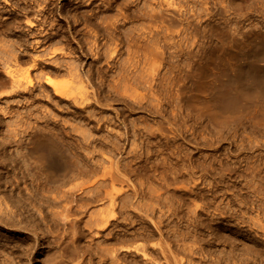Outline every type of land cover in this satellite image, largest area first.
Here are the masks:
<instances>
[{
  "label": "rangeland",
  "instance_id": "1",
  "mask_svg": "<svg viewBox=\"0 0 264 264\" xmlns=\"http://www.w3.org/2000/svg\"><path fill=\"white\" fill-rule=\"evenodd\" d=\"M9 1L10 3L7 5L3 0H0L2 7L6 6V10L0 9V16L7 14L22 25L2 33L0 57L6 59L7 62L10 61L8 56L11 50L14 49L12 45L18 41V37L30 38L33 41L34 36L32 33L41 28L40 26L35 27L32 31L25 24L26 17L34 19L33 13L36 8L31 6L39 2L43 4L51 3L50 7L54 8V12L48 17L51 25L47 29L51 31L52 37L55 38L53 41L47 40L38 51L41 52L47 47L52 51L54 48L59 49L55 55H52L53 58L77 63L80 61L78 64L81 63L83 69L87 72L90 70L89 83H85L87 87L80 86V83L76 84L78 82H75V84L70 85L72 87L67 88L71 93L70 97L63 98L54 95L55 99L38 100L33 104L34 106L20 103L19 98L6 97L9 94L8 87H0V98L2 97L0 99V110L5 107L8 112L0 111V144L8 143V152L0 151V172L5 170L4 172L11 171L13 173L7 176L8 179H3L4 181L6 179L5 184L7 187H4L5 185L1 186L0 190L2 192L0 191V193L2 196L1 194L0 196L5 197L8 194L15 195V197L19 196L18 199H26H23L24 202L19 205H24L36 211L39 220L42 219L39 214L40 210L48 213L53 211L62 213L60 218L49 219L48 217V223L43 219L41 220L44 224L38 230L41 242L38 249H43L35 255L32 264H101L97 254L85 252V248L90 249L85 241L81 243V246L75 242V230L78 229L79 225L81 228L85 227L83 229H88L84 223L90 220L91 213L113 207V204L110 203V196H108L111 190L116 196L118 194L117 199L119 201L116 200L114 207H121L122 205L123 208L126 206L127 210H136L137 208L140 209L138 205H141V209L150 211L162 227L165 228L166 225L167 229H165L169 233H173H168L166 241L168 240L167 242L170 244L172 242V250H175L174 253L179 252L177 257L181 258L182 256L185 262L188 261L186 264H192L193 262L194 264H214L216 259L215 264H218L219 261L221 264H264V135L254 132L255 127H264V121L255 118L258 112L250 109L246 100L242 101V107H244L242 111L225 120L221 125H216L204 116L198 118V111L189 103L190 94L193 91L196 92L195 78L185 80L188 91L184 99L178 100L176 98V84L179 80H184L185 72L193 71L195 74H200L196 62L192 61L187 54V49L191 46L188 40L190 36H187L185 41V35L179 32L175 33L171 40L170 43H181L183 50L177 47H165L164 42L151 46L148 41L150 38L147 35L149 28H152V24L141 15L146 5L145 0H139L133 5L132 9L141 11V13L139 12L140 17L128 20L122 27V32L126 38L140 39L139 41L142 38L145 39L144 43H139V45H142L140 48L135 46L136 51H138L136 58L138 67H130L128 61L130 56L127 47H124L122 56L117 59L118 65L110 71L109 75H105L106 70H108L106 68L108 64L107 47L105 48L103 45L102 48V45L100 46V55L97 49L94 50L97 55L94 52L91 53L90 50L97 38L100 39L101 43L105 42L103 41L105 36H101V34H99L100 37L96 36V33H100L97 32L99 31L98 27L86 22L85 19L86 16L91 15L93 10H96L98 12L97 23L110 24L117 22L121 12L118 7L112 10L96 8L101 0L93 4L76 3L78 0ZM126 1L119 0L120 3ZM198 1L189 0L187 5L195 8V10H200L204 5H198ZM218 1L234 7L230 17L233 25L232 27L230 23L221 25L222 29L228 31L221 37L212 34L206 55L216 47L227 46L233 37L245 38L244 31L250 29V0ZM68 3L70 6H65L66 9L62 13L57 10L58 6L67 5ZM207 3V6L211 7L212 1L208 0ZM255 5L259 7L261 4L256 1ZM26 6H28L27 9ZM235 23H238L239 26H235ZM197 39L202 41L200 37ZM80 46L85 49H80ZM62 49L63 51H61ZM76 55L78 56L76 57ZM147 55L155 58L153 69L156 74L154 81L156 87L153 90H150L148 83H146L147 75L151 71L149 70L150 60L146 59ZM206 60L207 57L204 58L203 63ZM29 65L23 67L26 68ZM3 75H5L4 68L0 64V82ZM122 77L124 84L120 81ZM58 79L63 81L66 80V77L61 76ZM82 95L89 96L83 103H81ZM111 95L113 97L109 99L108 97ZM115 96L116 100L113 99ZM23 122H27V124ZM23 124L24 126H22ZM29 124L43 128L48 137L64 151L66 159L68 158L70 169L68 172L63 173L56 182L47 181L49 179L46 178V174L38 169L34 171L36 175L33 173L27 177H24L19 171H17V174L13 172L12 167L18 165L16 161L22 162L26 159L23 156L25 151L22 146L27 145L26 143L30 141H27L28 133H26L30 131V129H27ZM6 138H10V140L6 142ZM30 160L33 161L34 158ZM18 167L17 170H21L22 164L20 163ZM83 169L87 173L81 171ZM39 174L41 176H38ZM113 174H117V178ZM7 181L9 182L7 183ZM43 182L48 183L45 191L49 193L43 191L38 196L37 194L40 193L35 187L40 183L43 184ZM63 183L67 187H64L66 191L58 192L54 190L57 195H53L55 193L52 186L62 185ZM116 183L117 185H115ZM185 185H187V188H185ZM108 188H111V190ZM47 196L49 199L54 197L52 198L54 201L49 200ZM32 197L35 199H30ZM57 197L58 199H55ZM74 199L76 200L74 201ZM6 201H8V204H12V201L9 203V199ZM46 201L47 203H45ZM54 202H57V206ZM69 203L72 205L71 207ZM85 204L86 207H84ZM11 206L16 207L14 204ZM66 208L72 209L69 218H66L67 220L62 219L65 214H68L65 211ZM83 210H87V213H83ZM219 210H222L223 215ZM190 212L195 214L193 215ZM216 213H219V215ZM156 215L157 217H155ZM232 217L234 218L231 220ZM81 218L83 220H80ZM136 219L134 218L138 222L139 219ZM124 220V218L120 219L122 222L128 221ZM68 221L70 224H68ZM75 223L79 225H74ZM178 226L180 228L184 227L185 232L186 230L189 231L188 234ZM111 227L98 234L97 239L102 240L104 237H109L108 233L111 229H115L114 231L119 229L114 225ZM173 227L176 229L174 230ZM42 231L44 232L42 233ZM180 231L184 233L182 234ZM192 231L197 236L194 237ZM8 232L9 230L3 229L4 234ZM226 232H229V239L225 236L227 235ZM45 233H47L48 239L43 240V237H47ZM231 234L237 241L233 239ZM198 235L199 239L201 238L200 240L197 238ZM184 237H187V240ZM177 240L178 244L176 243ZM194 240H197L198 245ZM140 241L144 242V240ZM156 241L159 242L160 240ZM179 241H181V244ZM227 241L234 247L232 245L230 247ZM193 243L196 247L193 246ZM179 244L181 246L184 244V246L177 247ZM209 244L214 246L210 247ZM13 245L7 249H0V254L6 257L7 262L5 264L17 260L16 258L13 259ZM183 247L185 249L182 252L179 251ZM193 248H196V251H193ZM209 248L214 249V251L218 249V251L212 253ZM228 249L233 254L231 251V254L228 253ZM185 250L186 252H184ZM221 250L228 254L222 253ZM204 251L207 253H204ZM195 252L197 254H194ZM176 253L175 255H177ZM216 256H221L223 259ZM229 258L232 259L231 262L227 260Z\"/></svg>",
  "mask_w": 264,
  "mask_h": 264
},
{
  "label": "bare ground",
  "instance_id": "2",
  "mask_svg": "<svg viewBox=\"0 0 264 264\" xmlns=\"http://www.w3.org/2000/svg\"><path fill=\"white\" fill-rule=\"evenodd\" d=\"M3 1L7 5L10 3L9 0H3ZM96 1H98V0H78L76 3L93 4ZM137 1H139V0H127L125 3L124 2L120 3L119 0H101V3H99V5H97L96 8L112 10V9H115L116 7H118L121 10L120 18L117 22H112L110 24L97 23L98 12H96V10H93L91 15L86 16V19H85L86 22L96 25V27H98V29H99V31H97V32H100V33H96L95 35L99 36V37H100L99 34H101V36L102 35L105 36V40H103L105 42L101 43L100 39L97 38L95 40V42H93V46H91V48H90L91 53L97 49L98 50L97 52L100 55V50H101L100 46L102 45V48H103V45L105 46V48L107 47L108 56L107 55H105V56L108 57L107 58L108 64L106 63L107 64L106 68L108 70H106L105 75H109L110 71L113 70V68H115L118 65L117 59H118V57L122 56V49H124V47H127V52H128V55L130 56V58L128 60L130 63V67L131 66H133L134 68L138 67V60L136 59L137 55H138V51H136L135 46H137V47L139 46V48H140L142 45H139V43L140 42L142 43L143 41H145V39L142 38V40L139 41L140 39L137 40V39L126 38L122 32V27L124 26V24L128 20L133 19L135 17H140L139 12L141 13V11H137V10L132 9L133 5ZM211 1H212V5L210 7V6H207L208 0H199L197 2V4L202 5V6L204 5V6L202 9L200 8V10H195V8H192L191 6L187 5L189 0H187V1L186 0L185 1L184 0H145L144 3L146 5V8L144 10H142L141 15L144 16L152 24V28H149V32L147 35V37L150 38V39H148V41L150 42L151 46L164 42L165 47H177L180 50H183V48H182L183 45L181 43H178V42L170 43V42L173 39L175 33L180 32L181 34H184L185 35V41L187 40V36H190V38H188V40H189L191 46L187 49V54L190 56L192 61L196 62V65L198 66V69L200 70V74H195V73H193V71H186L184 74V80H179L178 83L176 84V98L178 100L184 99L185 94L188 91L187 86L185 84V80L195 78L194 82L196 85V87H195L196 92L194 93V91H193L190 94L191 96L189 98V103L198 111L197 112L198 118H201L202 116H204L207 120L215 123L216 125H221L225 120H228V119L234 117L240 111H242V108H244V107H242V101L246 100L248 102L247 104L250 106V109H254L258 112V114L255 116V118H259L260 121H264V63H263V61H264V0H250V29L244 31L245 38L233 37L230 39V42L227 46L224 45L222 47H216L213 49L212 52H210L208 55H206L207 50H209V42H210V37L212 36V34L221 37L224 34H226V32L228 33V31L221 28V25H223L224 23H226V24L230 23L231 27L233 25L232 18H230V17H231V11H232V9H234V7L228 6L224 2L220 3L218 0H211ZM256 1L261 4L259 7H256V5H255ZM44 3H46V1H44ZM10 5H12V4H10ZM50 6H51V3L43 4L42 2L36 3V5L31 6L32 8L33 7L36 8V11H34V13H33L34 19L26 17L25 24L27 26H29L32 29V31H33V29H35V27H39V26L41 29H37L36 32L32 33L34 36L33 41H31L30 38L27 39L26 37H18L19 38L18 41L12 45V47H14V49H12L11 52L9 53L8 57L10 58V61L7 62L6 59L0 57V64L4 68V74H5V75H3V77H2L3 79L0 82V87H4V86L8 87L9 94L6 97L19 98L18 101L20 103H24V104L29 105V106H32L38 100L55 99L53 97L54 95L57 97L59 96V97H63V98L64 97H70L71 93L67 90V88L70 85L75 84V82H78L76 84L80 83V86L82 85L84 87H87L85 85V83L86 82L89 83V76L88 75L90 74V70H89V72H87L85 69H83V66L81 65V63L78 64L80 61L77 63L75 61L69 62L66 60H59V59L53 58L54 56L52 57V55H55L57 53V51H59V49H55V48L53 51L50 50V48H48V47L41 52L38 51V49L41 46H43L47 40L50 39L53 41L55 38V37H52L53 34H51V31H49V29H47L49 27V25H51V22L48 21L49 20L48 17H50V14H52L54 12V8H52ZM65 6H70V4L68 3L67 5L58 6L57 10L62 13V11L66 9ZM71 6H72V4H71ZM27 7L28 6H26V9H27ZM0 9L6 10V6L2 7V5L0 4ZM94 20H95V22H94ZM21 25L22 24L13 20V18L9 17L7 14H5V15L2 14L0 16V40H2L1 36H2V33L4 31L16 29V28L20 27ZM236 25L239 26L238 23H235V26ZM120 36H122V37H120ZM198 37L202 38V41H200V39H197ZM56 41H57V39H56ZM52 47H53V45H52ZM83 48H84L83 46H80V49H83ZM134 48H135V51H134ZM61 51H63V49ZM79 55H81V54H79ZM95 55H97V53H95ZM95 55H93V56H95ZM77 56L78 55H76V57ZM206 57H207V60L205 63H203L204 58H206ZM82 59H81V61H82ZM146 59L150 60L149 70H151L149 72V74L147 75L146 83H148L149 89L153 90L156 87L155 82H154L156 79V74L154 73V69H153L154 64H155V58L152 57L151 55L150 56L147 55ZM24 65H29V66L24 68L23 67ZM104 69H105V67H104ZM97 70H99V69H97ZM34 71H36V73H34ZM100 71H102V70H100ZM98 73H100V72H98ZM127 75H129V74H127ZM61 76L66 77V80L60 81L58 79V77H61ZM120 81L122 83L124 82L123 77L121 78ZM88 83H86V84H88ZM70 87H72V86H70ZM88 97L89 96L85 97L84 95H82L81 96V99H82L81 103H83L85 100H87ZM112 97H113V95L109 96L108 98L111 99ZM113 99L116 100L117 99L116 96ZM118 99H120V98H118ZM1 110L5 113H8L6 111L7 109H5V107H2ZM260 121H256V122H260ZM23 123L27 124V122H23ZM22 126H24V124ZM43 127L45 128V126H43ZM27 129H30L29 132H26V133H28L27 141L28 140H30V141H29V143L25 142L27 145L24 144V146H22L23 150L25 151L23 156L26 157V159L22 162L16 161L18 165L21 163L22 167L20 168L21 170H17L19 168L18 165L12 167L14 174H17V171H19L20 173L23 174L24 177H27L28 175L33 174L34 171H36L38 169L41 172L46 174V176H47L46 178L49 179L47 181H50V182L55 181L56 182V180H58V178L63 173H66L69 171L70 163L68 162V158L66 159L64 151H62V149L52 139H50V137H48V135L44 132L43 128H39L38 126H31V124H29V126H27ZM254 130H255L254 131L255 133H261L264 135V127H255ZM10 132L15 133L13 131H10ZM12 133H11V135H12ZM5 140L7 142V140H10V138H6ZM7 144L5 142L3 145L0 144L1 145L0 146L1 152H8ZM3 155H5V154H3ZM31 158H34V160L33 161L30 160ZM12 163L15 164L14 162H12ZM4 167H5V165H4ZM118 169H119V167H118ZM4 171L5 170L0 172V189L2 188L1 186H3V185H5L4 187H7L5 184L6 179H8L7 176L9 174H13L11 171H7V172H4ZM81 171L87 173V171L85 169H83ZM37 174H38V172H37ZM117 174H115V175L113 174L115 176V178H117L116 177ZM113 175H112V177H114ZM38 176H41V174H39ZM118 177L120 178V176H118ZM4 178H6L5 181L3 180ZM41 178H43V177H41ZM115 178H112V179H115ZM44 180H45V178H44ZM126 180H130V179H126ZM120 181H122V180H120ZM8 182L9 181H7V183ZM122 182H125V181H122ZM43 184H46V185H43ZM43 184L40 183L39 185H37V187H35V188H37L36 190L39 193L45 191L47 188L48 183L43 182ZM122 184H124V183H122ZM112 185H113V183H112ZM115 185H117V183ZM185 186H186L185 188H187V185H185ZM64 187H65L64 183L62 185L52 186L53 191L55 190L58 192H65L66 190H64V189L67 187H65V188ZM115 187H113V188L116 189ZM18 189H20V188H18ZM108 189L111 190V188H108ZM108 189H106V190H108ZM3 190H4V188H3ZM13 190H15V189H13ZM69 190H70V188H69ZM55 191H54V193H55ZM111 191H113V190H111ZM111 191H109L110 193H108V194H110V195H108V196H110V198H109L111 201L110 203L113 204V207L106 208V209L104 208L103 210H99V211H96L94 213H91L90 214V220H88L87 222L85 221V223L83 222L85 224V226L88 227V229H83L85 227L81 228L80 225L77 223L74 224V225H76V224L79 225L78 229L76 227L77 230H75V242L81 246V243H83L85 241L87 243V245L90 247V249L85 248V252L87 251V252L92 253V254H97L98 258L100 259L99 262L101 264H186V263H188V261H186V262L184 261V258H182V256H181V258L177 257L178 256L177 253H179V252H177V253L175 252L177 254V255H175V253H174L175 250L174 251L172 250L173 249V246L171 245L172 242L170 244L169 242H167L168 240L166 241V238L168 237V233H169L168 230H166L167 229L166 225H165V228H166L165 229L164 227H162L161 223L158 222V220H155L153 215H151L150 211H148L147 209L146 210L141 209V205H138V206H140V209L136 207L137 208L136 210L135 209L134 210H127L125 208L126 206L123 208L122 205H121V207H114V205L116 204V200H118L117 199L118 194L116 196V194H114ZM120 191H121V189H120ZM106 192H105V194H106ZM9 193H10V191H9ZM19 193H20V191H19ZM46 193H49V192H46ZM41 194L42 193L37 194V195L40 196ZM3 195L5 196V194H3ZM28 195H29V193H28ZM53 195H57V194L55 193ZM1 196H2V194H1ZM1 196H0V249H7L9 246L14 244L13 245L14 247H12V250H13V253L16 257L13 255V259L16 258L17 260L15 262L10 261V264H32L33 259L36 257L35 255L39 254L41 252V250L43 249V248L38 249V246H40V244H41L40 232L38 230H40V228H42V225L44 224L41 220L43 219V220L47 221V223H48L49 222L48 217H49V219H54V217L60 218V216H62V213H60L59 211H53L51 213H48V212H44V211L40 210L39 214L42 216L41 217L42 219L39 220L36 211H34L33 209L26 207L24 205H22V206L19 205V204H21V202L23 203L24 200H26V199H24V198H23L24 200L18 199L17 197H19V196H17V195H16L17 197H15V195L11 196L8 194L5 197H1ZM122 197H123V194H122ZM33 198L34 197H32L30 199H33ZM52 198H54V197H50V199H52ZM128 198H125V199L130 200ZM7 199L10 200L9 203H11V201H12V204H14L16 207H14V206L12 207L11 206L12 204L11 205L8 204L7 203L8 201H6ZM30 199H29V201L31 202ZM48 199H49V197H48ZM55 199H58V197ZM87 199H89V198H87ZM75 200L76 199H74V201ZM39 201H40V199H39ZM52 201H54V200L52 199ZM45 203H47V201ZM127 204H124V205H127ZM33 205L35 206L36 204L34 203ZM38 205H40V204H38ZM55 205L57 206V202L55 203ZM118 205H116V206H118ZM52 206H53V204H52ZM71 206L72 205L70 204V207ZM110 206H112V205L110 204ZM198 206H200V205H198ZM84 207H86V204ZM145 207H146V205H145ZM153 207H155V206H153ZM154 210H155V208H154ZM65 211H67L68 214H65V216L63 215L65 218L63 217L62 219L67 220L66 218H69V215H70L69 213H71L72 209L66 208ZM82 212L87 213V210H85V211L83 210ZM221 212H222V210L220 211V213ZM152 213H153V211H152ZM176 213H177V209H176ZM190 213H193V215L195 214L194 212H190ZM223 213H224V211H223ZM159 214H161V213H159ZM162 215H159V216L161 217ZM217 215H219V213ZM188 216H190V215H188ZM233 216H235V215H233ZM155 217H157V215ZM165 217H166V215H165ZM196 217H193V218H196ZM121 218H124L126 221L127 220L128 221L122 222V221H120ZM134 218L139 219L138 222L135 221ZM193 218H192V220H193ZM233 218L234 217H232L231 220ZM168 219L171 220L172 217H171V219L170 218H168ZM188 219H186V220H188ZM80 220H83V218H81ZM162 220H165V219H162ZM162 220H161V222H162ZM55 222H57V221H55ZM135 222H137L136 225H134ZM68 224H70L69 221H68ZM80 224H82V223H80ZM162 224H163V222H162ZM74 225H72V226H74ZM112 225H114L115 227H117L119 229L116 231H114L115 229H111L110 232L108 233L109 237H104L102 240H98L97 235L103 233L104 231H106L108 229H110V227ZM137 225L138 226L141 225V227L138 228ZM194 225H195V223H194ZM136 226H137V228L134 229V227H136ZM174 227H173V229H174ZM192 227H193V225H192ZM197 228H200V227H197ZM3 229L9 230V232L4 234ZM180 229H183L182 231H184V227L180 228ZM43 232L44 231H42V233ZM45 232H48V231H45ZM180 232H179V234H180ZM186 232H187V230H186ZM188 232H187V234H188ZM176 233H178V232H176ZM45 234L47 237H43V240L48 239L47 233H45ZM45 234H43V235H45ZM171 234H173V233H171ZM179 234H177V235H179ZM205 235L207 236V234H205ZM205 235H204V237H205ZM228 235H229V232L227 233V235H225L229 239L230 237ZM181 236H185V235H181ZM195 236H197V235L194 233V237ZM189 237H193V236H189ZM216 237H217V235H216ZM232 237L234 240L237 241V239L233 235H232ZM186 238H185V240H187ZM197 238L199 239V235ZM177 239H179V238H177ZM140 240H142V241L144 240V242H141ZM156 240H160V241L157 242ZM185 240H183V241H185ZM194 241L197 244V242H196L197 240H194ZM229 241H227V242H229ZM177 242H178V240L176 241V243ZM180 242L181 241H179V243ZM211 242L213 243V241H211ZM182 243H184V242H182ZM187 243H188V241H187ZM195 243H193V246ZM199 243H200V241H199ZM180 244L177 247L181 246ZM209 245H210V247L214 246L212 244H209ZM229 245H230V242H229ZM231 245H230V247H231ZM182 246H184V244ZM204 246H203V249H204ZM194 247H196V246H194ZM200 247L202 248V246H200ZM78 248H80V247H78ZM206 248H208V247H206ZM235 248H237V247H235ZM175 249H177V248H175ZM183 249H185V248L183 247L179 251L182 252ZM230 249H232V248H230ZM186 250L184 252H186ZM192 250H190V251H192ZM205 250L207 251V249H205ZM209 250L212 253L218 251V249H217V251H216V249L214 251V249H212V248H209ZM190 251H187V252H190ZM193 251H196V248ZM230 251L231 250H229L228 253H230ZM235 251H234V253H235ZM221 252L224 254L226 253L225 251L223 252L222 250H221ZM190 253H193V252H190ZM204 253H207V252L204 251ZM228 253H226V254H228ZM231 253H232V251H231ZM194 254H197V253L195 252ZM2 255L0 254V264H5L7 262L5 259L6 257H3ZM211 255H212V257H214L213 254H211ZM224 258H226V257H224ZM191 259L193 260L192 257H191ZM210 259H211V256H210ZM222 259H220V260H222ZM234 259H235V257H234ZM227 260H229L231 262L232 259L229 258ZM209 262H210V260H209ZM216 262H217V259H216ZM219 262H218V264H221ZM192 264H194V262Z\"/></svg>",
  "mask_w": 264,
  "mask_h": 264
}]
</instances>
